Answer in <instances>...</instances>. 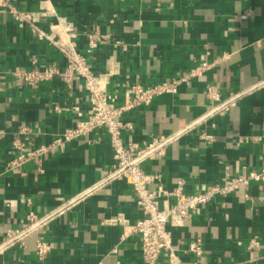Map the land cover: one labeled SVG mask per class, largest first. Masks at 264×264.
Here are the masks:
<instances>
[{"label": "crops", "instance_id": "crops-1", "mask_svg": "<svg viewBox=\"0 0 264 264\" xmlns=\"http://www.w3.org/2000/svg\"><path fill=\"white\" fill-rule=\"evenodd\" d=\"M14 2L26 9L38 5V0ZM52 3L74 23L79 50L96 74L109 71L110 62L118 68L107 87L116 105L124 103L134 83L170 81L203 60L214 63L179 86L177 94L159 96L125 117L134 126L133 133L123 135L126 143L179 135L164 155L143 163L146 172L162 174L166 190L185 180V191L192 194L220 183L227 174L241 175L243 166L264 167V0ZM95 31L98 47L87 53L88 35ZM117 41L121 45L115 46ZM222 56L228 57L220 60ZM32 58L65 66L58 52L39 42L27 26L1 15L0 264H144L138 234L104 223L122 215L134 225L141 218L132 186L109 178L114 159L104 131L56 143L75 126L76 110L82 119L89 115L82 81L72 88L59 79L27 88L13 72L30 69ZM212 85L226 103L233 102L225 113L209 116L206 92ZM20 124L32 130L29 147L54 144L43 157L41 171L38 159L13 171L7 168L15 156L10 134ZM203 134L211 141L202 140ZM173 200L162 198L161 207ZM222 203L212 200L183 227L172 229L180 264H264V184L252 182L248 190L241 188ZM30 214L45 220L30 226ZM30 229L24 244H4L8 231ZM253 236L261 248L251 258L247 245ZM37 239L52 246L43 261L36 255ZM193 241L202 243V256L189 251ZM157 264H169L167 252Z\"/></svg>", "mask_w": 264, "mask_h": 264}, {"label": "built area", "instance_id": "built-area-1", "mask_svg": "<svg viewBox=\"0 0 264 264\" xmlns=\"http://www.w3.org/2000/svg\"><path fill=\"white\" fill-rule=\"evenodd\" d=\"M1 15L7 16L21 26H27L39 42L57 51L65 63L64 68H60L54 63L40 62L39 59L32 58L30 69L13 72V76L27 88L35 90L54 79H59L72 88L75 81H82L90 106L89 115L86 119H82L79 110H76L79 118L76 120L75 126L66 130L56 143L69 142L87 136L95 130L104 131L114 159L109 178L124 180L132 186L136 195L137 209L141 214V218L134 225H129L122 215L105 220L104 223L122 225L124 229H130L138 234L144 264H157L164 252H167L169 264H180V258L173 247L172 229L183 227L198 208L207 206L214 199L222 200L224 206V200L239 189L248 190L252 182L264 184V167L260 170H249L243 166L241 175L227 174L220 183L210 185L199 192L186 193L185 180H180L173 190L168 191L164 188L162 174L146 172L143 169V163L164 155L166 146L174 142L179 135H160L141 144L126 143L124 140L125 132H134L133 124L125 120L129 113L138 108L150 106L159 96L177 94L179 86L189 84L193 78L201 76L209 70L214 63L203 60V63L197 68L170 81L156 84L134 83L126 91L124 103L116 105V98L109 94L107 87L110 79L118 73V68L110 62L109 71L99 74L93 71L87 61L86 54L79 50L74 23L58 13L52 0H38L35 9L20 7L14 0H0ZM241 18H245V16ZM96 37L97 31L88 35L87 53H91L98 47ZM109 37L107 35V39ZM118 45L121 43L115 42V46ZM227 57L222 56L220 60ZM206 93L211 102L209 116L225 113L231 107L233 101L226 103L217 87L209 86ZM56 110L60 109L56 108ZM10 135L15 156L7 164L9 171L16 170L31 160L38 159L41 163L44 156H49L54 145L29 147L33 134L27 124L18 125ZM201 139L211 141L212 137L203 134ZM246 141V138L241 139L237 145ZM40 165L41 171L42 163ZM152 184L157 185L155 190L149 188ZM164 197L174 200L170 205L161 207V199ZM44 220V217L37 218L34 214H30L28 218L30 226L42 223ZM31 231V229L8 231L4 244L16 241L24 244V237ZM260 248L261 243L258 236L250 238L247 249L251 258ZM51 251L50 243L37 239L36 255L40 260H45ZM189 251L195 256H202V243L193 241L189 245Z\"/></svg>", "mask_w": 264, "mask_h": 264}]
</instances>
